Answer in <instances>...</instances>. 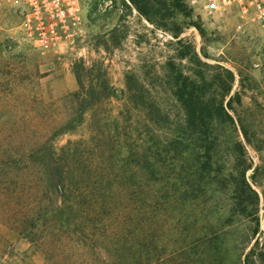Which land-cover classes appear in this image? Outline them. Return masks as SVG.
<instances>
[{
	"label": "rangeland",
	"instance_id": "374dc122",
	"mask_svg": "<svg viewBox=\"0 0 264 264\" xmlns=\"http://www.w3.org/2000/svg\"><path fill=\"white\" fill-rule=\"evenodd\" d=\"M101 1L80 0L75 34L42 53L0 0V264H264V32L232 10L207 12L204 0H146L151 20L129 0H112L106 10ZM185 79L201 82L205 98L222 101L233 119L212 125L214 171L196 199L178 203L179 211L161 201L141 207L159 199L165 180L182 188L180 155L121 165L113 157L88 165L103 223L58 228L53 221L33 241L20 234L16 220L41 192L33 151L88 147L96 128L145 138L148 113L175 126L183 117L175 85ZM82 94L99 99L83 114ZM166 130L150 134L156 141ZM137 141L123 154L156 152L153 141ZM191 156L184 154L190 163ZM45 196V204L56 199Z\"/></svg>",
	"mask_w": 264,
	"mask_h": 264
},
{
	"label": "trees",
	"instance_id": "16d2710c",
	"mask_svg": "<svg viewBox=\"0 0 264 264\" xmlns=\"http://www.w3.org/2000/svg\"><path fill=\"white\" fill-rule=\"evenodd\" d=\"M129 1L142 16L147 20H151L148 14L149 10L145 8V6L150 5V3H147L149 1ZM163 5L165 6V4ZM151 9H154L152 5ZM200 83H187L185 79L180 86L175 85L176 101L183 111L182 120L175 126H171L165 116L146 114L148 122L146 121L147 124L145 126L149 127L146 129L150 130L149 122L155 126V128L150 130L152 134L156 131V127L160 130L167 129L163 131L160 139H156V141L147 130H145V138L140 136V134L139 136L142 138H135L124 127L120 131L113 129L116 133L112 130L105 131L96 128L98 133L93 136L95 143L88 147L84 144L73 143L72 145L61 147L59 153L53 152L52 149L47 152L45 150L46 147L33 151L31 161H33L34 165V174L37 175L39 173L37 181L41 185V192L39 197L32 200L34 209L20 212V216L17 218V229H19L20 234L33 241V238L38 237L36 235L37 232L40 229L42 231L43 228L53 221L56 222L58 228L63 226L77 228L79 219L92 227L103 223L107 213L104 210L101 213L96 212L94 205L92 206L95 201V187L93 186L95 179H91V176L95 175V172L88 165L94 161H108L113 157L121 165L127 162L126 160L129 158L132 159L131 162L138 164L140 159H145L147 163L152 160L154 162L155 160L162 162L165 161L167 154H171L173 158L176 155H180V158L186 159L185 172L182 169L179 170V172L185 173L184 180L179 181V186H182V188H176L173 184L168 187L167 183L171 180H165L163 185L166 188L162 191L163 193H161L159 199L155 200V202L143 201L144 204L141 207L153 206L154 208L155 204L161 201V206L164 205L165 208L176 210L178 203L183 205L186 201L196 199L197 192L203 189L202 178L207 173L214 171L212 160L214 154H212V151H215L219 140L218 133L213 132L212 125L214 122L224 123L227 120L231 121V123L233 122L222 101H216L215 98H205L203 88L199 85ZM82 96L79 112L83 114L90 104L95 103L94 97L96 96H91L93 99L90 96H88L89 99L86 98L84 94ZM104 96L109 97L110 94L107 93ZM96 100L99 99L96 97ZM131 102L136 106L141 105L148 109L152 107L150 102L142 100L137 102V100L132 99ZM105 123L107 124V122ZM113 123H116V121L114 120ZM138 139L140 141H153V147L157 148L156 152L149 153L150 148L148 147L145 150L149 154L133 152L126 155L123 154L122 150H129L133 144L139 142L137 141ZM186 152H188V155H192L191 163L187 160V157H184ZM89 153L94 155V158H89ZM73 160L74 162H71ZM145 168L153 176L154 170ZM99 173H102V171ZM135 183L139 185L140 181ZM243 184L252 191L245 180H243ZM170 190H172V193ZM45 194H48L50 198L56 196L55 200L49 202L51 206L49 203H44L45 200L49 199ZM133 201L138 202L140 198L134 195ZM177 210L179 211V209ZM146 221L147 219L145 218L140 217L139 219V222L145 223Z\"/></svg>",
	"mask_w": 264,
	"mask_h": 264
},
{
	"label": "built area",
	"instance_id": "2783aa9c",
	"mask_svg": "<svg viewBox=\"0 0 264 264\" xmlns=\"http://www.w3.org/2000/svg\"><path fill=\"white\" fill-rule=\"evenodd\" d=\"M18 18L25 37L42 53L55 50L70 39L79 25L80 0H6ZM112 0H102L98 9L106 10ZM207 12L232 10L238 19L256 25L264 32V0H204Z\"/></svg>",
	"mask_w": 264,
	"mask_h": 264
}]
</instances>
